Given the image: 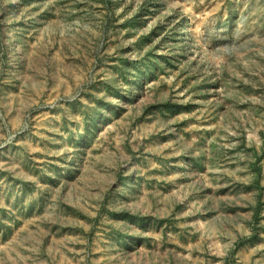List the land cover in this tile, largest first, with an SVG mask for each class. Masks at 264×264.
I'll return each instance as SVG.
<instances>
[{
  "label": "rangeland",
  "instance_id": "1",
  "mask_svg": "<svg viewBox=\"0 0 264 264\" xmlns=\"http://www.w3.org/2000/svg\"><path fill=\"white\" fill-rule=\"evenodd\" d=\"M0 264H264V0H0Z\"/></svg>",
  "mask_w": 264,
  "mask_h": 264
},
{
  "label": "bare ground",
  "instance_id": "2",
  "mask_svg": "<svg viewBox=\"0 0 264 264\" xmlns=\"http://www.w3.org/2000/svg\"><path fill=\"white\" fill-rule=\"evenodd\" d=\"M186 34H187L186 31H184L182 36L186 37L187 36Z\"/></svg>",
  "mask_w": 264,
  "mask_h": 264
}]
</instances>
